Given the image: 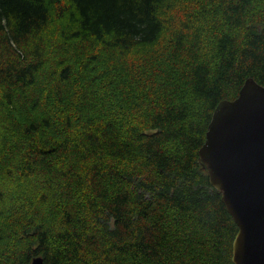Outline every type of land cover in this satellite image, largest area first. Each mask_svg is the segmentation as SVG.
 <instances>
[{
	"label": "trees",
	"instance_id": "1",
	"mask_svg": "<svg viewBox=\"0 0 264 264\" xmlns=\"http://www.w3.org/2000/svg\"><path fill=\"white\" fill-rule=\"evenodd\" d=\"M199 1L0 0V264H234L198 150L264 86V0Z\"/></svg>",
	"mask_w": 264,
	"mask_h": 264
},
{
	"label": "water",
	"instance_id": "2",
	"mask_svg": "<svg viewBox=\"0 0 264 264\" xmlns=\"http://www.w3.org/2000/svg\"><path fill=\"white\" fill-rule=\"evenodd\" d=\"M198 155L237 225L233 263L264 264L263 85L247 78L234 99L215 106Z\"/></svg>",
	"mask_w": 264,
	"mask_h": 264
},
{
	"label": "rangeland",
	"instance_id": "3",
	"mask_svg": "<svg viewBox=\"0 0 264 264\" xmlns=\"http://www.w3.org/2000/svg\"><path fill=\"white\" fill-rule=\"evenodd\" d=\"M200 3L199 4H201V3H203L204 1L203 0H200L199 1ZM179 12V11H178ZM178 12H176V13H178ZM181 21H183V18L182 17H180L179 18ZM174 24L175 25H173V27H170V28H168L167 29V31L163 34V36L161 37V39L159 40V42L157 43V45L154 47V50L156 51V50H168V48H169V46H170V41H169V37H170V33H171V31H172V29L173 28H175V27H177L178 26V24H179V21L178 20H176L175 22H174ZM190 26H193V24L190 22ZM150 51H152V50H149V51H145L144 52V50L143 51H141V52H139L138 54H136V55H134V56H132V57H130V58H128L127 60H126V63H129V64H133L136 60H138V59H140L141 57H143V56H146L148 53H150ZM77 51H76V53L74 54V55H68L67 57H65V59L64 60H66L68 63H71V64H73L76 60L78 61V65H82V63H83V61L85 60V57H86V55L88 54V53H85V54H82V55H77ZM118 63L119 62H115L114 64L115 65H118ZM75 99H76V97H75ZM97 105H99L97 102H92L91 104H90V108H94V107H96Z\"/></svg>",
	"mask_w": 264,
	"mask_h": 264
}]
</instances>
